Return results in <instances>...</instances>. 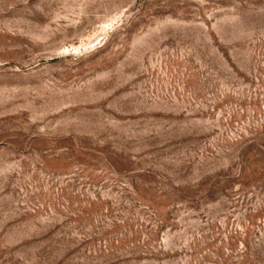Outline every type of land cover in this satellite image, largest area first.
I'll use <instances>...</instances> for the list:
<instances>
[{
  "label": "rangeland",
  "instance_id": "1",
  "mask_svg": "<svg viewBox=\"0 0 264 264\" xmlns=\"http://www.w3.org/2000/svg\"><path fill=\"white\" fill-rule=\"evenodd\" d=\"M0 264H264V0H0Z\"/></svg>",
  "mask_w": 264,
  "mask_h": 264
}]
</instances>
